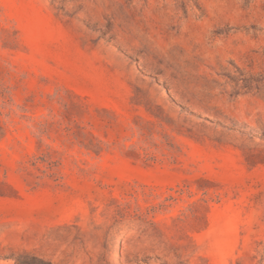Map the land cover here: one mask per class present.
<instances>
[{"label": "rangeland", "instance_id": "rangeland-1", "mask_svg": "<svg viewBox=\"0 0 264 264\" xmlns=\"http://www.w3.org/2000/svg\"><path fill=\"white\" fill-rule=\"evenodd\" d=\"M264 264V0H0V264Z\"/></svg>", "mask_w": 264, "mask_h": 264}, {"label": "trees", "instance_id": "trees-1", "mask_svg": "<svg viewBox=\"0 0 264 264\" xmlns=\"http://www.w3.org/2000/svg\"><path fill=\"white\" fill-rule=\"evenodd\" d=\"M24 264H27V263H24Z\"/></svg>", "mask_w": 264, "mask_h": 264}]
</instances>
